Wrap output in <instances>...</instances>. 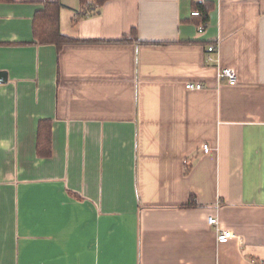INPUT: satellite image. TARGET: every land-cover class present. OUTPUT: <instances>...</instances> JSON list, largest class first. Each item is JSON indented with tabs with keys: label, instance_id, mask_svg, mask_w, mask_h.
I'll return each instance as SVG.
<instances>
[{
	"label": "crops",
	"instance_id": "1",
	"mask_svg": "<svg viewBox=\"0 0 264 264\" xmlns=\"http://www.w3.org/2000/svg\"><path fill=\"white\" fill-rule=\"evenodd\" d=\"M198 1H0V264H264V0Z\"/></svg>",
	"mask_w": 264,
	"mask_h": 264
},
{
	"label": "trees",
	"instance_id": "2",
	"mask_svg": "<svg viewBox=\"0 0 264 264\" xmlns=\"http://www.w3.org/2000/svg\"><path fill=\"white\" fill-rule=\"evenodd\" d=\"M14 1V0H0ZM38 3L40 6L35 10L32 18V35L34 41L40 44H54L57 48L69 43L81 42L83 40L73 38L64 34L60 30V9L61 0H26ZM106 0H80L82 9L89 7L93 3L100 6ZM194 8H198L201 14L196 16L199 22L206 21L207 7L203 4H197ZM50 127L47 120H41L38 123L36 149L40 154L48 155Z\"/></svg>",
	"mask_w": 264,
	"mask_h": 264
},
{
	"label": "built area",
	"instance_id": "3",
	"mask_svg": "<svg viewBox=\"0 0 264 264\" xmlns=\"http://www.w3.org/2000/svg\"><path fill=\"white\" fill-rule=\"evenodd\" d=\"M198 3H202V1H198ZM98 4L97 3H93L91 4L89 7H86L84 9H82L80 11V13L82 15H87L88 13L95 11L98 8ZM190 14L192 16H198L201 14V11L198 8H193L190 12ZM205 24L204 22H201L198 25V31H202L203 30V26ZM207 51L208 52H212V51H217V44L215 43H211L207 46ZM208 58H210V56H208ZM217 78L219 80H225L227 84L229 85H234L237 82V74L234 68L229 67V66H225V67H219L218 71H217ZM184 87L188 90H198L203 88V84L198 81V80H188L184 82ZM201 148L204 152H208L210 149V146L208 145V143H202ZM207 222L213 226L215 233H216V240L218 242H226L228 241V239H230L231 237H234L235 234L228 230V229H224L219 225L218 219L216 215H209L207 216Z\"/></svg>",
	"mask_w": 264,
	"mask_h": 264
},
{
	"label": "water",
	"instance_id": "4",
	"mask_svg": "<svg viewBox=\"0 0 264 264\" xmlns=\"http://www.w3.org/2000/svg\"><path fill=\"white\" fill-rule=\"evenodd\" d=\"M7 81V72L5 70H0V83H5Z\"/></svg>",
	"mask_w": 264,
	"mask_h": 264
}]
</instances>
